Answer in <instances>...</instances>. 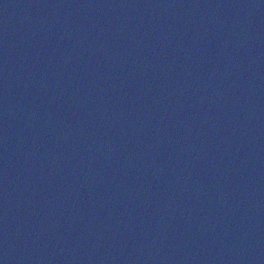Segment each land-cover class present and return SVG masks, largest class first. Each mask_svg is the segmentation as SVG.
Wrapping results in <instances>:
<instances>
[{
	"label": "water",
	"instance_id": "95a60500",
	"mask_svg": "<svg viewBox=\"0 0 264 264\" xmlns=\"http://www.w3.org/2000/svg\"><path fill=\"white\" fill-rule=\"evenodd\" d=\"M0 264H264V0H0Z\"/></svg>",
	"mask_w": 264,
	"mask_h": 264
}]
</instances>
